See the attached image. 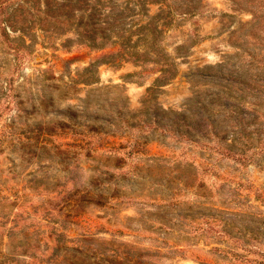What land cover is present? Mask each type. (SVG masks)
<instances>
[{"label": "rangeland", "instance_id": "1", "mask_svg": "<svg viewBox=\"0 0 264 264\" xmlns=\"http://www.w3.org/2000/svg\"><path fill=\"white\" fill-rule=\"evenodd\" d=\"M0 264H264V0H0Z\"/></svg>", "mask_w": 264, "mask_h": 264}, {"label": "trees", "instance_id": "2", "mask_svg": "<svg viewBox=\"0 0 264 264\" xmlns=\"http://www.w3.org/2000/svg\"><path fill=\"white\" fill-rule=\"evenodd\" d=\"M92 65H93V64H92ZM92 65H91V66H92Z\"/></svg>", "mask_w": 264, "mask_h": 264}]
</instances>
